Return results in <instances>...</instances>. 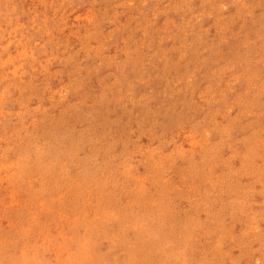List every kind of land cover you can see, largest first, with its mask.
I'll return each mask as SVG.
<instances>
[{
  "label": "rangeland",
  "instance_id": "obj_1",
  "mask_svg": "<svg viewBox=\"0 0 264 264\" xmlns=\"http://www.w3.org/2000/svg\"><path fill=\"white\" fill-rule=\"evenodd\" d=\"M0 264H264V0H0Z\"/></svg>",
  "mask_w": 264,
  "mask_h": 264
}]
</instances>
